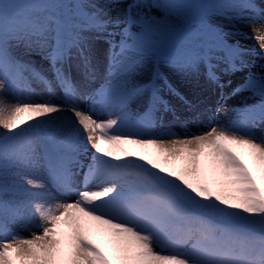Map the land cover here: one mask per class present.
Segmentation results:
<instances>
[{
	"label": "snow or ice",
	"instance_id": "6c2138e0",
	"mask_svg": "<svg viewBox=\"0 0 264 264\" xmlns=\"http://www.w3.org/2000/svg\"><path fill=\"white\" fill-rule=\"evenodd\" d=\"M114 3L0 0V94L16 99H0V264H264V133L255 131L264 125V63L231 92L259 101L231 109L227 123L209 116L198 133L164 127L176 106L157 84L163 80L200 119L159 64L203 77L225 99L250 53L228 38L236 23L264 28V6L134 0L120 18L111 14ZM154 7L181 22L155 18ZM186 9L197 13L190 18ZM210 14L227 25L209 23ZM253 31L264 53V32ZM101 45L107 77L91 89ZM19 47L39 52L47 68L19 58ZM150 56L157 66L142 82ZM33 81L49 94L59 88L66 103L25 98ZM80 97L92 101L87 109L74 102ZM134 105L141 106L135 119ZM111 109L115 119L101 118ZM128 126L137 134L123 131ZM85 168L75 200L54 202L48 184L70 195L74 170Z\"/></svg>",
	"mask_w": 264,
	"mask_h": 264
},
{
	"label": "rangeland",
	"instance_id": "374dc122",
	"mask_svg": "<svg viewBox=\"0 0 264 264\" xmlns=\"http://www.w3.org/2000/svg\"><path fill=\"white\" fill-rule=\"evenodd\" d=\"M19 3H28L31 0H17ZM120 2L122 4V9L118 8L117 11L115 8L112 9V15L114 17L122 18L128 10V5L132 4L134 0H115V3ZM157 3L169 2V0H156ZM175 2L185 3V4H206V3H231L233 0H175ZM253 2L259 6H264V0H253ZM147 11V10H146ZM188 16L191 18L196 15V9H186L184 10ZM202 11V10H201ZM151 12L155 18H159L165 22H171L172 24H179L181 22L180 18L175 15L170 16L163 9L153 8ZM208 22L216 25V24H225L227 25V21L223 19L222 16L218 14H210L208 17ZM254 28H260L261 32H264V28H261L260 24H246V23H236L234 25L235 34L230 36V43H238L242 47L249 49L250 53L247 57L249 61V67L245 69L243 72H238L231 77L232 84L230 87L225 89V93L228 94L225 99H220V94L217 89L213 86H210L203 77H195V76H185L184 74L177 72L175 69L160 63L159 68L163 73L164 77L167 78V83L170 84L173 88L176 89L177 92L180 93L181 96L185 98L189 103L193 105V108L197 111L201 112L202 115L200 119L193 120L191 118L192 109H189L188 106L184 103V101L180 100L179 97L173 96L174 99H171L172 96L168 92L167 85L163 82V80L157 81L158 86L161 89L163 95L166 98L170 99L171 102L176 106L175 115L172 113L167 114L164 120V127L171 129L172 132L183 135L185 132L188 133H198L202 131H206L207 129L204 127V124L207 122L209 116L215 114L218 117V120L221 123H227L230 119H235V114L231 111L233 108H242L245 104H255L259 101V97H253L251 92H242L237 95H231L232 89L237 85L242 84L244 82L245 77L248 73L257 72L260 70L259 66L264 63V53H262L260 42L254 39L255 33L253 31ZM167 44L174 43L172 38H168L165 41ZM14 54L19 58L24 60H30L35 67L39 68H47V62L42 58V55L39 52H31L29 53L24 47L15 48ZM97 74L96 78L90 83L91 89L99 88L107 77V45H101L99 48V54L97 59ZM157 66V61L155 56H150L145 65L144 79L142 82H147L151 78L152 72L155 70ZM47 74V73H46ZM49 79L51 76L49 75ZM227 79V77L225 78ZM74 80L76 82H80L82 80V73L74 71ZM212 95V98H210ZM210 96V97H208ZM24 97L27 99H31L37 102H43L45 100H51L53 103L63 104L66 103V99L63 95L62 90L56 88L53 93L49 94L44 85L37 83L35 81L31 84L30 90H24ZM0 99L7 105L14 104L16 99L11 94H0ZM203 99H206L203 101ZM178 100L179 102H176ZM81 108L87 109L92 101L80 97L79 99L74 101ZM219 104V112L215 113V109ZM141 110V106L134 105L131 113L132 118L135 119V115ZM111 111L112 115L109 117L108 115H103L101 118H116V110H106ZM66 115H70V113H66ZM5 130L0 128V135L4 133ZM123 131L129 134H137L138 130L134 127L128 126L123 129ZM255 131L260 134L264 133V125H257ZM138 152H144L145 154H151L150 150H141L137 149ZM91 158V150L88 153V156L84 158V163L87 164L90 162ZM76 175L73 177V190L70 195L64 193L63 189L57 191L56 188H53L51 184H48L49 191L51 192V198L56 203L62 202H72L75 200V191L81 188L84 184V170L75 169ZM46 183L47 180H45ZM89 187L92 190H97L94 184H89ZM10 228L15 231L21 232L22 235H29L26 231H21L19 224H10Z\"/></svg>",
	"mask_w": 264,
	"mask_h": 264
},
{
	"label": "bare ground",
	"instance_id": "6f19581e",
	"mask_svg": "<svg viewBox=\"0 0 264 264\" xmlns=\"http://www.w3.org/2000/svg\"><path fill=\"white\" fill-rule=\"evenodd\" d=\"M120 7V9H122V4L120 3V2H118V3H116V4H114V7L113 8H115L117 11H119L118 10V8ZM208 97H210V96H208ZM170 98L171 99H174V97L173 96H170ZM210 98H212V95H211V97ZM206 99H203V101H205ZM173 102V101H172ZM176 102H179L178 100H176Z\"/></svg>",
	"mask_w": 264,
	"mask_h": 264
}]
</instances>
